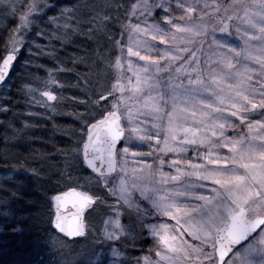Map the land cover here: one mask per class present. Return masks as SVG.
<instances>
[{"label":"rangeland","instance_id":"374dc122","mask_svg":"<svg viewBox=\"0 0 264 264\" xmlns=\"http://www.w3.org/2000/svg\"><path fill=\"white\" fill-rule=\"evenodd\" d=\"M8 1L16 11L21 2L27 6L9 39L8 53L17 56L53 0ZM137 2L115 75L125 120L116 113L131 136L117 150L116 173L102 179L118 191L128 180L158 211L159 221L148 225L156 253L135 264H217L215 236L223 223L241 209L250 219L264 217V3L247 8L233 36L221 32L202 42L204 58L194 61L208 70V84L192 87L187 80L181 90L171 66L199 44L194 39L205 34L211 7L200 9L202 0ZM43 87L41 97L54 103L45 96L53 95L50 82ZM156 103L169 108L156 114ZM144 135L142 144L136 137ZM124 232L115 209L100 249L87 246L58 264H127L111 245ZM224 264H264V228Z\"/></svg>","mask_w":264,"mask_h":264},{"label":"trees","instance_id":"16d2710c","mask_svg":"<svg viewBox=\"0 0 264 264\" xmlns=\"http://www.w3.org/2000/svg\"><path fill=\"white\" fill-rule=\"evenodd\" d=\"M137 1L53 0L27 35L13 71L0 87V264H58L76 258L87 246L96 252L103 243L104 223L115 209L125 232L111 245L124 254V261L135 264L156 253L148 225L159 221L158 211L128 180L118 191L94 175L82 156L95 124L117 111L125 120L115 92L116 62L127 42L128 16L140 5ZM165 1L172 6L177 0ZM202 2L200 9L212 11L206 32L171 66L174 83L183 84L181 90L188 89L187 80L192 87L208 84V70L194 61L204 58L199 54L202 42L210 43L221 32L233 36L247 8L264 0ZM3 3L11 10L0 11V65L18 18L27 9L25 2L18 11L8 0H0ZM46 82L54 103L39 94ZM219 93L214 89L215 96ZM156 104V114L167 107ZM130 136L126 132L123 143ZM136 138L147 143L145 135ZM72 188L97 200L85 216L86 236L75 240L59 235L53 226L52 199Z\"/></svg>","mask_w":264,"mask_h":264},{"label":"water","instance_id":"95a60500","mask_svg":"<svg viewBox=\"0 0 264 264\" xmlns=\"http://www.w3.org/2000/svg\"><path fill=\"white\" fill-rule=\"evenodd\" d=\"M17 56L7 54L0 65V86L13 71ZM53 99L52 94L46 93ZM125 130L118 113L110 114L104 121L94 125L88 133L83 148V161L91 172L98 176L116 173L117 148L122 144ZM56 232L69 240L83 238L87 233L85 216L96 199L76 188L55 195L52 199ZM264 227V217L250 219L241 209L229 217L215 236L217 264H224L232 253L254 238Z\"/></svg>","mask_w":264,"mask_h":264}]
</instances>
